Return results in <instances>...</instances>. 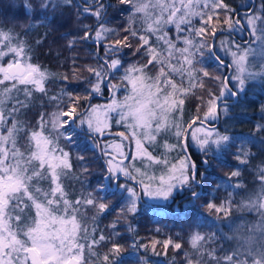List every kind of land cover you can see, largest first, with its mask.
<instances>
[{
	"label": "snow or ice",
	"instance_id": "1",
	"mask_svg": "<svg viewBox=\"0 0 264 264\" xmlns=\"http://www.w3.org/2000/svg\"><path fill=\"white\" fill-rule=\"evenodd\" d=\"M118 4L128 14L118 27L110 26L108 9L115 7L110 0L80 5L77 20L93 22L80 23L75 35L66 34L67 47L89 45L94 63L81 66L78 57H72L70 73L63 74L33 62L32 46L24 37L34 27L37 9L46 20L47 13L72 7L73 0H20L14 7L22 6V16L0 19V264H124L120 229L135 236L133 221L142 197L167 202L177 193H187L192 203L202 199L203 192L197 189L203 188L205 174L200 167L209 166L213 149L219 153L230 147L231 137L214 124L221 111L224 115L229 111L225 98L239 97L250 82L264 83V0L258 7L247 0L239 7L227 0H118ZM235 31H248L254 39L237 43L232 38ZM129 54L137 59H126ZM207 59L215 63L212 71ZM208 81L215 82L218 92L206 88ZM50 84L59 85L57 94L49 95ZM122 87L129 93L123 102L113 96L107 106L90 103L95 96ZM196 89L207 95L206 102L199 96L206 109L203 117L185 123L170 118ZM14 92H23L25 99ZM34 92L55 105V110L41 114L36 129L18 116ZM113 112L119 117L116 122L131 130L127 138L135 140L137 153L147 164L137 167L132 163L135 156L125 154L120 144L113 148L108 143ZM255 127L264 133V123ZM161 134L175 138L167 147L181 153L178 164L169 166L145 146ZM82 138L87 144L81 149ZM193 145L201 153L199 163L189 151ZM233 155L238 165L248 166L255 153L240 147ZM153 163H164L166 172L149 175ZM95 164L99 174L94 176ZM240 175L239 167L230 173L226 186L237 191L229 192L225 201L217 205L213 198L202 205L208 214H218L217 220L233 224L232 235L225 238L235 240L236 247H212L216 233H201L190 224L187 241L179 234L163 241L149 237L148 243L133 238L130 249L143 253L138 264H152L149 253L161 255L158 246L164 255L169 248L183 252L184 264H264V160L255 166L252 189L238 179ZM70 176L86 189L75 198L64 184ZM116 191L121 196L114 202L109 195ZM113 212L115 219L105 235L98 222ZM233 212L241 214L239 223L230 220ZM244 214L258 219L249 221ZM98 248L106 249L103 255Z\"/></svg>",
	"mask_w": 264,
	"mask_h": 264
},
{
	"label": "trees",
	"instance_id": "2",
	"mask_svg": "<svg viewBox=\"0 0 264 264\" xmlns=\"http://www.w3.org/2000/svg\"><path fill=\"white\" fill-rule=\"evenodd\" d=\"M86 2V0H73L72 7H64L57 10L55 13H47V19H44V14L37 12L33 14L32 23L33 29L27 33L24 37L32 46V57L33 62H38L52 73H70L72 57H78V63L83 66L85 64L94 63L93 57L90 55L91 47L89 45L77 44L74 48L69 49L67 47L68 39L71 34L75 35L79 31L80 23H92L91 19L81 18L77 20V10L80 5L77 2ZM20 0H0V19L5 21L13 20L23 15L22 6L17 8L14 4H19ZM35 2V0H34ZM115 7L108 9V16L111 20V27H118L120 24L126 23L128 14L121 12V6L118 4V0H110ZM232 6L237 7L240 4V0H227ZM78 4V5H77ZM214 26V25H210ZM232 38L239 42L232 32ZM244 38H247L246 36ZM40 40L42 43L37 45L36 41ZM243 43V42H241ZM127 51V50H125ZM128 60H136V57L130 54L126 57ZM209 71L215 68V63L211 59L205 61ZM155 70H153L154 73ZM119 75V74H118ZM187 82H185L186 84ZM49 93L57 94L59 92L58 84H50ZM206 88L212 91L218 92V88L213 81H208ZM53 91V92H51ZM125 92L123 88L119 92H116L118 96H121ZM203 95L204 102L207 101V95L205 90L196 89L184 98L185 102L181 106V118L180 122L185 123L192 121L197 116L203 117L204 111L203 102L199 99V96ZM24 96V94H22ZM25 99V97H24ZM227 99V97L225 98ZM98 95L91 99L90 103L93 104L98 101ZM27 107L23 112V119L27 125H30L33 129L38 128L40 117L42 113H48L55 110V105L49 103L48 98L41 93H37L27 99ZM230 105V110L227 115L221 112L218 122L214 121L216 127L221 132L231 137L230 147L219 153L213 150V153L208 156L209 166H201L200 171L205 174V180L203 182V196L202 199L192 203L190 196L185 199V203H177L180 194L175 195V199L172 201H165L163 203H152L145 201L142 198L140 204V213L133 221L136 229V234L133 236L132 233L127 232L126 228H121L120 232L124 239H119V243L125 245L123 252L124 264H138V256L143 254L142 250L140 253H136L130 249L133 238L138 242L148 243V238L158 239L163 241L165 238L171 236L177 237V234L184 240L187 241L188 233L191 231L189 228L190 224L198 226L201 233L213 232L216 233V241L212 245L217 249L227 250L228 243L225 234H227L226 220L223 218L220 220L216 219L215 212L208 214V209L203 207L208 200H213L219 205L222 201L227 199L228 193L237 191L231 187L226 186V181L230 173L237 169L241 170V175L238 178L240 181L245 183L249 188L251 182L254 180L255 166L261 163V150H264V143L261 142L262 133L255 127L257 124L263 122L261 115V109L264 105V83L256 82L249 84L246 92L239 96L237 101L234 103H227ZM111 130H125L124 126H115L111 124ZM113 136L107 135L109 139ZM87 144L86 140H83L79 147L82 149ZM175 144V138L172 136H165L161 134L157 137L154 144L149 145L145 143V146L149 148L155 157H168V163L175 162L180 158L181 153L178 149L167 147L168 145ZM244 147L250 149L255 156L250 161L248 166L238 165L235 160L234 153L237 148ZM260 148V149H259ZM73 150V155L75 156ZM88 156L92 155V151L87 152ZM195 160L198 159L195 154H192ZM264 155V153H263ZM94 176L99 174V165H93ZM91 183H96L95 178H90ZM235 182V178L233 183ZM220 185L219 190L213 192V189ZM66 191L69 193L70 198H75L81 191H85L81 184L77 182L73 177H69L65 184ZM121 196L119 191L115 194H110L109 199L114 202ZM239 199V197H236ZM122 202V201H121ZM233 212L232 215H235ZM116 213L113 212L110 215H106L99 220V228L103 229L105 235L108 234L107 225L115 219ZM233 217V216H231ZM159 228L161 231L159 234L156 233V229ZM189 244L185 242L183 244L184 250L189 249ZM104 248H98L97 251L103 255ZM157 251L161 252V255L154 256L149 253L152 264H172L173 257H175V264H184L185 258L183 252H174L172 248H169L167 255L163 254V248L158 246ZM222 254V252L218 253Z\"/></svg>",
	"mask_w": 264,
	"mask_h": 264
},
{
	"label": "rangeland",
	"instance_id": "3",
	"mask_svg": "<svg viewBox=\"0 0 264 264\" xmlns=\"http://www.w3.org/2000/svg\"><path fill=\"white\" fill-rule=\"evenodd\" d=\"M256 1H257V5L256 6L258 7L259 4H260V0H256ZM240 4H241V2H240ZM235 33H237L239 36H242L243 35L241 31H235ZM247 34H248V37L242 39L244 42H247V41H250V40H253L254 39L253 37H251L249 35V32L248 31H247ZM220 38L223 39L224 37H220ZM257 46H258V42L252 44V47L253 48H256ZM220 54L222 56L224 55L223 52H221ZM225 58L226 59H229V57H225ZM253 83H256V82H250L249 84H253ZM248 85H247V87H248ZM0 87H3V86H0ZM247 87H246V89H247ZM123 89H124L125 92H123L121 96H118L117 93H111V95L109 97H107L104 100L103 99H99L98 101H96L95 103H93V105L107 106L108 104L111 103L113 96H115L118 101L123 102L125 100V98L129 95L128 90L126 88H123ZM246 89H245V91L242 94H240V96H242L246 92ZM51 92H53V91H51ZM37 93H39V92H34V95L37 94ZM22 94H23V92H21V93H15L14 92L13 93L14 96L15 95H19V98L21 100H24V96H22ZM49 95H53V94L49 93ZM46 98H48V97H46ZM25 103H27V102H25ZM86 105L87 104H85V106ZM228 108L230 110V105H228ZM24 109L25 108L21 109V111L18 114L20 120L23 119V112L22 111H24ZM260 112H261V115H262V118H263V122L262 123H264V111L261 110ZM118 118L119 117H118L117 113H115V112L110 113V119L108 120L109 127H108V129L106 131V134L107 135L113 134V136L111 138L107 139L108 143H110L111 145H113V148H115V146L117 144H120L121 145V149L120 150H122L125 154H128L130 156H135L136 159L133 160L132 163L135 164L137 167H141L142 164H147L148 162L146 160L142 161L141 158L139 157V155L137 153V149H136L135 140H132V139H128L127 138V137H129V134H130V131L131 130L129 128H127L125 124H123V123H117L116 121L118 120ZM170 118H174L176 120V122L181 123L180 122V118H181V108L178 111H174L171 114V117ZM111 124H115L116 127L122 125L126 129L125 130H114L113 131V130L110 129ZM120 133H124V136L123 137L120 136ZM261 135H262V137H264V133H262ZM193 148L197 152H199L194 145H193ZM213 150H215V149H213ZM261 153L262 154L260 156V159L262 161V160H264V155H263L264 150H261ZM199 154H200V157H202L200 152H199ZM157 158L159 160H161V161H165L166 160L168 162V157H165L164 156V157H157ZM178 162H179V158L175 162H172V163H177L178 164ZM172 163H168V165L170 166ZM166 170H167V168H166V166H165L164 163H160V164L153 163L147 169V171L149 172V175H156V176L163 175L166 172ZM67 181H68V179H66L64 181V184H66ZM254 186L255 185H254V180H253L251 182V185H250L249 189H252ZM44 187H46V185H44ZM197 191H202V189L201 188H198ZM179 194H180V196L179 197L178 196L176 197V198H179L178 201H177V203H182V205H183L186 202L185 199H187V197L189 196V194H187V193H183V194L179 193ZM142 198L145 201L152 202V203H155V202H157V203H159V202L160 203H163V202H165V201L160 200V199H152V198L148 197L147 195H144ZM141 202H143V201L141 200ZM244 215H245V218L247 220H249V221H255V220L258 219V217H256L255 214H244ZM232 216L233 217L230 218V220L232 222H235V223H239L240 222V220H241V214L236 213L235 215H232ZM225 222H226V225H227V228H228L227 231H226L227 232V236H231L232 235L231 229L233 227V224L230 223L229 220H226ZM227 243H228V249L227 250H230V249L236 247V241L235 240H229V239H227Z\"/></svg>",
	"mask_w": 264,
	"mask_h": 264
},
{
	"label": "flooded vegetation",
	"instance_id": "4",
	"mask_svg": "<svg viewBox=\"0 0 264 264\" xmlns=\"http://www.w3.org/2000/svg\"><path fill=\"white\" fill-rule=\"evenodd\" d=\"M240 2H241V4L243 3V0H240ZM79 5H81V4H83V3H85V2H82V1H80V2H77ZM247 3L248 4H252V3H255L256 5H257V1L256 0H247ZM241 4H239L237 7H239ZM241 14L243 13V11H244V8L243 7H241ZM242 32V36H239L237 33H235V32H233V34H234V36L236 37V39H238V43H241V42H244L242 39H244V37L246 36V37H248V34H247V31H241ZM245 35V36H244ZM111 95V93H109V92H105L104 93V95L103 96H100V95H98V98L99 99H106L107 97H109ZM104 97H106V98H104ZM227 99H229V96L227 97ZM190 152H191V154H195V156H197V158L198 159H196V161H197V163H199V161H200V159L202 158V157H200V154H199V152H197L193 147L189 150ZM192 157H193V155H192ZM194 159V158H193Z\"/></svg>",
	"mask_w": 264,
	"mask_h": 264
},
{
	"label": "water",
	"instance_id": "5",
	"mask_svg": "<svg viewBox=\"0 0 264 264\" xmlns=\"http://www.w3.org/2000/svg\"><path fill=\"white\" fill-rule=\"evenodd\" d=\"M104 98H106V97H104ZM237 99H238V97H231V96H229V99H226V102L227 103H234V102L237 101ZM85 107H87V105ZM217 122H218V120H216V123Z\"/></svg>",
	"mask_w": 264,
	"mask_h": 264
}]
</instances>
